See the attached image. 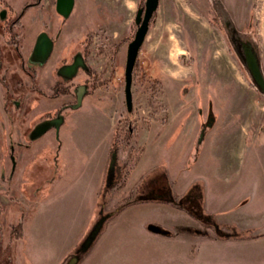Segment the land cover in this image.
<instances>
[{
  "label": "rangeland",
  "instance_id": "1",
  "mask_svg": "<svg viewBox=\"0 0 264 264\" xmlns=\"http://www.w3.org/2000/svg\"><path fill=\"white\" fill-rule=\"evenodd\" d=\"M220 1L238 37L255 45L264 73V0ZM36 2L0 0V264H69L74 257L80 258L77 264H264V235L250 238L264 230V93L253 86L239 42L233 45L232 33L215 18L209 0H160L137 59L131 112L125 97L127 51H119L133 40L137 11L146 0H76L67 20L49 5L27 8L18 22L24 8ZM120 26L128 30L127 37L112 35ZM46 28L57 41L38 82L26 73L39 68L30 61L31 51ZM77 46L84 59L89 50L85 61L97 74L91 85L96 93L79 109L64 112L60 130L47 120L39 124L46 114L59 112L67 99L41 98L35 92L38 83L49 93L58 76L76 77L72 84L65 82L72 86L87 79L78 75L79 61L72 59ZM183 71L188 80L171 78ZM104 101L111 104L104 108ZM210 110L220 120L215 130L223 170L219 178L211 167L209 132L197 150L198 137L191 146L181 130L189 119ZM145 120L157 123L139 137L154 134L158 139L151 145L155 154L149 151L141 165L140 151L135 145L128 148ZM88 122L91 126L79 128ZM114 122L116 159L112 164L110 156L101 195L92 203L55 196L57 182L64 185L76 171L99 166L107 143L101 134ZM46 126L51 132L38 138ZM88 132L98 135L88 142ZM128 151L130 157L119 161V153ZM170 164L176 185L169 183L157 196L165 198L169 190L182 193L173 206L140 201L148 190L140 176L153 168L166 174ZM91 176L87 170L83 177ZM123 181L125 187L116 189ZM204 196L219 201V246L204 244L215 233L207 215L200 218ZM124 197L132 204L115 214L125 205L118 202ZM105 218L100 236L86 250L85 243ZM19 223L23 237L16 240L12 231ZM159 230L170 236H147ZM235 240L246 244H223Z\"/></svg>",
  "mask_w": 264,
  "mask_h": 264
},
{
  "label": "crops",
  "instance_id": "2",
  "mask_svg": "<svg viewBox=\"0 0 264 264\" xmlns=\"http://www.w3.org/2000/svg\"><path fill=\"white\" fill-rule=\"evenodd\" d=\"M75 4H76V2H75ZM114 32H116V31H114ZM127 32H128V30H126V27L120 26L119 30L116 33H112V35L115 38L118 35L122 36V38L124 36V38H125V37H127L126 36ZM145 43H146V39H145ZM145 43L143 44V48L145 46ZM125 50L126 51L128 50V47H127L126 43L121 45L119 54L124 52ZM140 53H143V49L140 50L139 55H140ZM138 59H139V56H138ZM158 74H160L158 76H161V73H158ZM166 74L167 73H165L163 75H166ZM186 74L187 73H184V71H183L181 73H176L171 78L174 79V80H177L178 82L181 83V82H184L187 79ZM251 92H252V95H253V98H254V101H255L256 100V97H255L256 94L253 91H251ZM162 102H164V104H166L165 103L166 102V95H165L164 99H162ZM108 104H111V103L110 102H105V101L101 102V105L104 108ZM209 114H211V110L208 112V115H206V116H198V117L195 116L191 120L189 119L187 124L185 126L181 127V130H183V132L185 131L186 135L188 134L187 136L189 137V139H191V143H192L191 146L194 144V140L197 137H199V133H200L201 127H202V125L204 123L207 122ZM214 114H215V112H214ZM214 119H215L214 120V124H213L211 130L208 133L209 136H210V140H209L208 146L211 147V155H212L211 159L214 161V163L211 166L212 170L215 171V174L218 175L217 177L219 178V174L223 170L219 169V147H218L219 146V136H218V131H215V130H217V129L219 130L218 126H219L220 120H219V116L216 117V115L214 116ZM169 122H170V119H168L165 122L164 126L168 125ZM115 123L116 122H114V126L113 127H110L108 129V132L101 134L102 141H107V143H106V146H105V151H104L103 155L100 157L101 159L99 161V166L96 167L95 170L93 168H91V169H82V170L76 171V175H74L73 179L70 182H66L64 185H61L59 182H57V188L58 189L56 190V193L54 194L55 196H57V197L58 196H61V197L70 196V197H72V199L74 197H81V199H82L81 201L82 202H85V199L88 198L89 203H92V202L96 201V199L99 197V195H101V192L103 191V189H104V187L106 185V170H107L108 165H109V160H110V156H111V149H112V147L114 146V143H115ZM155 123H157L155 120L154 121L145 120L138 127L137 132L135 134L131 135V145L129 146L128 150H130L132 147H134V145L136 146V148L140 151L139 155L141 156V158L139 159L138 162L141 165L144 163L143 157L147 156L149 154V151L152 150V153H154L153 149H151V145L157 141V139H158L157 137L158 136H155L154 134H152V136L142 135L141 137H139L140 136V132H141V130H147L148 131L149 129L154 127L153 125ZM62 125L59 126V128H58L59 130L61 129ZM88 126H91V123H89V122L88 123H81V126L79 128L82 130V128L84 129L85 127H88ZM47 131L48 132L44 133L43 135H38V138L40 136L43 137L47 133L51 132L49 129ZM179 131H180V128L178 129V132ZM83 132H84V130H83ZM86 134H87L86 138H87L88 142H90L89 138H93V137L98 135V134L96 135V133H93V132H88ZM29 139L32 141V143H34V139H32V138H29ZM192 140H193V142H192ZM205 145H207V143L204 144L203 149L206 147ZM31 147L32 146H29L27 148H31ZM188 151L190 152L191 148H189ZM154 154H152V155H154ZM23 157L24 156L22 154L19 157H17L18 158V162ZM129 157H130V152L128 151V152H125V153L120 152L117 158H119L118 159L119 161H125ZM87 164H91L89 158H88ZM173 165L170 164V167L168 166L167 173L166 174H161V175L155 173L156 170L155 171L153 170L155 168L145 170V173L140 176L139 181L142 182V181L146 180V183L148 184V190H147V192H143L145 194H142V196H140V199H139L140 201H158V203H163V204L169 206L170 204L166 203V202H171L172 203V202L175 201V199H177V197H180V195L182 193L178 194V192H177V193H175L176 195H173L171 190H169L167 193H165L167 195V196H165V198H158V196H157L160 193H162L161 189L164 190L166 188L165 186H168L169 183L174 182L175 185H176L177 181L175 180V174H174ZM62 169H61V171H63ZM87 170L90 171V172H93V176L89 177L88 179H84L85 177H83V176L85 175ZM56 177L57 176H55V178L52 177L50 179V182L52 183L55 179H57ZM161 180L164 181L165 185L163 183L160 184ZM122 183H124V187H125L126 183L124 181L120 182V184L118 186H121ZM161 185H162V187H161ZM118 186L116 187V189L118 188ZM118 190H120V189H118ZM163 192H166V191H163ZM54 195H49L47 198L49 199L51 197H54ZM131 195H129L128 198ZM184 196H186V194ZM125 199H127V197H124L123 199H121L119 201L117 200V201L118 202H122ZM133 202H135V201H133ZM37 203H38V201L35 202V205ZM172 206H173V204H172ZM172 206H169V207H172ZM218 213H219V201L218 200H214L212 198H207V196H204L202 209H200L199 214L200 215H202V214H206L207 215L208 219L212 222V224H211V226H209V228L212 229L215 232L214 234H211L209 236V238H207L204 241L205 245L209 244V245L219 246V220H218V218L216 216V214H218ZM261 235H264V230L261 231V232H258L256 234H253L252 236H250V238L256 237V236H261ZM147 236H149L150 239H152V238H160V236H163V237L167 238V237H169V234L167 232H165L164 230H159L157 232H150V233L147 234ZM222 237H225V236H222ZM259 239L252 240L251 242H249L250 240L249 241H245V242L253 244V243L259 241ZM223 244L228 245V246H232V247H236V246H244V244H246V243L239 242V241L235 240V241H227V242H224Z\"/></svg>",
  "mask_w": 264,
  "mask_h": 264
},
{
  "label": "water",
  "instance_id": "3",
  "mask_svg": "<svg viewBox=\"0 0 264 264\" xmlns=\"http://www.w3.org/2000/svg\"><path fill=\"white\" fill-rule=\"evenodd\" d=\"M160 4V0H146L145 6L140 8L137 11V15L135 18V23L137 25V30L135 32L133 40L128 45V52H127V61H126V69H125V97H126V106L129 112L133 110V73L135 69V65L139 56V52L145 42V39L147 37V34L149 32L150 23L151 20L155 14V12L158 10ZM75 6V0H57V12L63 16L64 18H68ZM231 29V30H230ZM230 34V40L233 43L235 47H237V43L239 42V46L242 49V58L244 60V64L249 71V74L253 80V83L257 87L258 91L261 93H264V73L262 71L261 62L259 60V56L257 54L255 45L250 41H243L239 38V40L236 41L235 35L236 30L234 28H229ZM52 50V42L49 39V37L46 34H42L35 46L34 55H35V61L38 63H44L48 58ZM82 98H79L78 104L76 105V108L81 106ZM214 117L212 114H209L207 123L205 124L204 131L208 127H212L214 124ZM47 129H44L42 132H47ZM203 131L201 139L203 140L205 138V132ZM113 162L114 163L116 156H113ZM13 162L15 165V158L13 157ZM106 218L101 221V223L95 228L94 232L90 235L86 245L84 248L87 250L92 245V243L96 240L98 234L100 233V228L105 223ZM74 257V256H73ZM80 259V258H79ZM76 257L74 259L72 258L71 262L69 264H77L79 261Z\"/></svg>",
  "mask_w": 264,
  "mask_h": 264
},
{
  "label": "flooded vegetation",
  "instance_id": "4",
  "mask_svg": "<svg viewBox=\"0 0 264 264\" xmlns=\"http://www.w3.org/2000/svg\"><path fill=\"white\" fill-rule=\"evenodd\" d=\"M75 2H76V0H75ZM48 5L51 8L56 9V12H57V0H48V1L47 0H37L36 3L28 4L26 6V8H24V10L21 13L22 18L24 16V14L26 13V9L27 8H29V9L30 8H43V9H46V8H48L47 7ZM210 6H211V3H210ZM210 8H211V10H213L215 18H217L219 16V10L217 8H214L213 6H211ZM27 11H28V9H27ZM61 17H63V16H61ZM22 18H21V20H22ZM68 18H64V19L67 20ZM14 26H15V23L13 24V27ZM225 28L227 30L229 29V27L226 24H225ZM41 31H43L42 34H46L49 37V39L51 40V42H52L51 53L49 55V58L44 63L41 64V63L36 62L35 61L36 60L35 59V55H34V50H35V46H36V44H35L33 50L31 51L32 55H33V59L30 60V61H32V62L34 61V63L39 64V66H38L39 68L38 69H33V68L27 69V73H26L28 76H30V78L33 81L38 80V82H39V78H40V73L43 70V68L46 65V63L48 62V60L50 59V57H51V55H52V53L54 51L56 41H57V40H55V38L53 36H51L49 34L50 32L47 30V28L44 29V30H41ZM42 34H40V36ZM235 36H236L235 37L236 41L239 40L238 34H236ZM39 37H38V39H39ZM38 39H37V41H38ZM82 42L80 43V45L82 44ZM85 43H86V41H85ZM79 46H77V48L75 49V51L73 53V56H72V59L73 60H75V58L78 59V61H79V72H78V75L79 74L85 75V77L87 76L86 77L87 79H85V81L80 83V84H76L75 86H72L71 84L73 82H75L74 80H76V77L68 78V77H62V76L60 77V76H58L56 83L52 86L51 91L49 93H45L40 88L39 83H38L36 88H35V92L39 93L41 98L55 99V98L62 97V98L67 99V101L62 105L61 110L59 112L46 114V116L41 118V122L39 124H42V123H44L47 120V121L51 122L50 124L53 125L54 128L56 127V129H58L59 126L64 123V119L62 118V116L64 115V112L67 109H71V110L79 109L80 107H82L83 101L85 100L86 97H91V98L94 97V94L96 93V89L94 87H91V85H92L93 78H95L97 76V74L92 69H90L88 67L87 62L85 61L86 57H88V55H89V52H88L89 50L87 51V49H85V53L84 54H85L86 57L84 59L83 54L79 50ZM86 48H88V45L86 46ZM127 52H128V50H127ZM28 60H29V58H28ZM38 70H40V71H38ZM36 71L39 72V75L36 73ZM73 71H75V70H73ZM133 78H134V74H133ZM67 81H69L71 84L70 83L69 84L65 83ZM74 89H75V91H73ZM63 91L65 93H63ZM49 94H50V96H49ZM79 98H82L81 106L76 108V105L78 104ZM5 102H7V101L5 100ZM51 114L54 115V116L53 117L50 116ZM46 128L50 129L49 126H46L45 129ZM12 150L14 151V149H12ZM201 216L202 215H200V218H201ZM204 218H206V217H204ZM204 218H201V219H204ZM206 220H209V219L207 218Z\"/></svg>",
  "mask_w": 264,
  "mask_h": 264
},
{
  "label": "trees",
  "instance_id": "5",
  "mask_svg": "<svg viewBox=\"0 0 264 264\" xmlns=\"http://www.w3.org/2000/svg\"><path fill=\"white\" fill-rule=\"evenodd\" d=\"M209 1L211 3V6H213L214 8H217L219 10V16L218 17L220 18V21H222L224 27H225V24H226L229 28H234L236 30L235 26L231 23L230 18L226 15V10L227 9L224 7V5L222 4V2L220 0H209ZM21 18H22V15L18 18V22L21 20ZM227 31H229V29ZM236 34H239V32L237 30H236ZM137 66L138 65H137V62H136L135 69H134V73H133L134 74V79L137 76V71H138V67ZM253 86L256 87L254 83H253ZM63 93H65V92L63 91ZM211 114L213 115V117L215 116V114L212 111H211ZM206 123H204L202 125V127H201V131H200V134H199V137H198V140H197V150H199L200 145L204 141V139L202 140L201 137H202V134H203V131H204V127H205V124ZM211 128L212 127H208L204 131L205 132V135L211 130ZM116 152L117 151L115 150V148L113 146L112 149H111V156L113 157ZM123 187H124V183H122L121 186H118L117 189H122ZM125 202H128V200L125 199L124 201H122V203H124L125 205L121 209H119L115 214H118L120 211H122L124 208H126V206H129V205L132 204L130 202H128V203H125ZM166 203H169L170 204L171 202H166ZM178 209L184 210L182 207H178ZM12 232H13L14 238L16 240L22 239V237H23V225H22V223H19L18 226H16L15 233H14V231H12ZM100 233L98 234L96 240L92 243V245L89 248H91L93 246V244L97 241L98 237L100 236Z\"/></svg>",
  "mask_w": 264,
  "mask_h": 264
}]
</instances>
